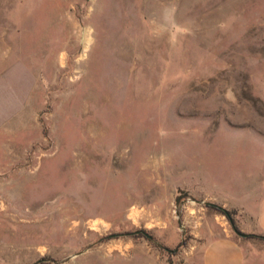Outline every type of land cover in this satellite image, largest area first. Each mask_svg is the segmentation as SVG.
Listing matches in <instances>:
<instances>
[{
	"label": "rangeland",
	"instance_id": "1",
	"mask_svg": "<svg viewBox=\"0 0 264 264\" xmlns=\"http://www.w3.org/2000/svg\"><path fill=\"white\" fill-rule=\"evenodd\" d=\"M263 178L264 0H0V264H264Z\"/></svg>",
	"mask_w": 264,
	"mask_h": 264
},
{
	"label": "crops",
	"instance_id": "2",
	"mask_svg": "<svg viewBox=\"0 0 264 264\" xmlns=\"http://www.w3.org/2000/svg\"><path fill=\"white\" fill-rule=\"evenodd\" d=\"M262 183V193L252 195L254 202L250 205L239 200L230 201L229 197L219 194H214L213 198L222 207H239V210L252 219L254 227L264 233V178ZM210 198V195L204 196L205 200ZM218 235L212 230L205 231L194 243H183L181 249L171 251V261L157 260V264H246L247 254L243 244L227 231Z\"/></svg>",
	"mask_w": 264,
	"mask_h": 264
},
{
	"label": "water",
	"instance_id": "3",
	"mask_svg": "<svg viewBox=\"0 0 264 264\" xmlns=\"http://www.w3.org/2000/svg\"><path fill=\"white\" fill-rule=\"evenodd\" d=\"M235 232H236L237 234H239L240 236H243V237L245 236V235L239 233L236 229H235Z\"/></svg>",
	"mask_w": 264,
	"mask_h": 264
},
{
	"label": "trees",
	"instance_id": "4",
	"mask_svg": "<svg viewBox=\"0 0 264 264\" xmlns=\"http://www.w3.org/2000/svg\"><path fill=\"white\" fill-rule=\"evenodd\" d=\"M218 210H221L220 208H218ZM222 211V210H221Z\"/></svg>",
	"mask_w": 264,
	"mask_h": 264
}]
</instances>
